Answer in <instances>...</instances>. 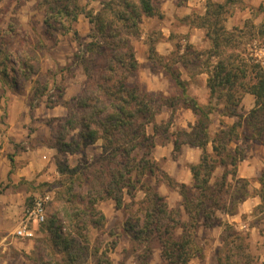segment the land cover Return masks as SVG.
Listing matches in <instances>:
<instances>
[{
	"label": "rangeland",
	"instance_id": "rangeland-1",
	"mask_svg": "<svg viewBox=\"0 0 264 264\" xmlns=\"http://www.w3.org/2000/svg\"><path fill=\"white\" fill-rule=\"evenodd\" d=\"M29 1L34 4V11L27 7ZM44 1L46 0H0V33L5 32L8 27L12 29V36L0 35V157L5 158L2 160L4 164H0V264H36L39 241L46 239V232L41 225L32 226L34 236L31 239L17 238L14 232L35 198L50 196V201L45 207L46 215L49 214L56 194L64 191L68 185L71 177L67 174L68 169H79L78 175L74 176V179L78 177L74 184L75 193L85 194L89 187L97 186L99 180H106L105 174L100 170L105 166L102 141L93 144L96 146L81 147L77 153L65 157H59L55 149H52V152L46 151L51 149L53 144L51 136L57 129V121L66 116L65 104L71 105L89 82L97 80L105 65V57L98 56L96 51L90 54L87 50L88 44L92 41L89 38L94 29L92 24L90 26L88 24L90 29L84 38L78 35L77 21L72 22L71 29L64 34L55 33L49 36L43 23L44 9L47 5ZM77 1L78 5L87 11L97 12L102 7L101 3L109 0ZM187 1L190 0H175L177 7L186 5ZM191 1L197 5V0ZM204 1L206 6V0ZM241 1L242 4L227 9V15L221 18L220 25L223 26V21L230 17H235L240 24L228 32L232 43L221 48L214 56L210 54L212 50L204 29L202 35H197L198 40L195 41L198 42L195 46L189 43V33H179L182 25L191 30L197 25L200 26L201 21L195 17H202L205 14L206 11L201 14L202 6L196 7L187 18L175 16L173 20L171 16L165 15V11L170 12L173 1L160 0L159 9L163 17L161 19L154 17L151 20L143 18L140 25L141 36L131 39L138 69L128 79L129 86L136 87L141 93L145 91L175 102L174 109L163 107L154 122L146 127V133L155 144L149 159L156 162L162 171L163 163L154 159L153 150L156 146L173 143L171 158L176 160L183 146L181 142L185 140L180 133L190 132L189 127L194 125L192 124L194 115L183 106L180 96L182 90L175 84L172 75L179 74L187 94L206 107L210 94L204 80L207 82L208 76L201 74L212 72L219 59L237 55L248 64L259 63L264 67V36L260 33L261 27L264 28V0ZM39 4L42 5L41 8ZM167 27L171 29L172 51L163 59L149 60V43L155 48L163 39V30ZM70 40L73 44L69 43ZM201 40L202 44L199 42ZM59 41H62L60 48ZM3 53L9 55L11 66L15 69L14 73L6 63L1 65ZM59 56L66 57L65 61L58 63ZM19 60L27 63L26 72L29 70L25 73L27 76H24ZM166 65H170L171 72L167 71ZM219 89L221 88L217 90ZM247 97L249 98L243 95L239 107L233 110L234 114L245 117L254 109V102ZM212 106L214 111L210 115V132L214 135L222 128L227 131L234 126L232 136L234 140L227 146V150L237 160L235 167L237 178L247 180V190L251 195L236 207V214L227 215L218 211L216 216L247 237L244 243L247 245L246 252L253 260L252 264H264V223L254 213L260 202L256 194L260 187L257 180L264 170V146L248 138L250 132L246 130L243 119H239L238 116L225 117L221 114L223 102L212 100ZM76 136V132H72L66 140L77 141ZM174 141L178 143L179 150L175 148ZM198 151L200 152L199 149ZM208 152H212L210 146ZM141 153L142 150H138L137 154ZM254 154L257 159L256 165H253L255 170L248 178H242L239 168ZM43 155H49L50 160H43ZM186 159H192V155L187 154ZM58 162L67 169L63 174L57 170ZM227 169L233 171L234 168L229 166ZM98 170L101 171V175L97 174ZM222 174L223 169L217 167L211 183L219 180ZM83 175L86 182L81 180ZM133 180L136 181L134 177ZM141 181L151 184L155 182L148 177ZM79 182L82 184L80 187L77 186ZM187 185L190 186L191 183ZM160 186L168 190L166 186L162 184ZM169 191V194L174 193L171 195L165 193L169 198L168 201L165 198L168 206L179 207L182 200L178 192L170 189ZM143 196L141 183H134L123 191L125 208L117 210L114 202L109 199L97 202L96 209L103 213L105 220L100 228L91 229L89 232V254L93 251L91 247L96 245L107 253L113 264H141L140 259L147 261L148 264L162 263L158 244H151L148 255L144 253L145 247L133 242L124 231L123 224L128 214L137 215V203ZM183 220L185 221L186 217H183ZM223 235L224 226L199 227L196 244L202 254L193 258L189 264H216V254L221 247ZM94 262V258H88L86 264Z\"/></svg>",
	"mask_w": 264,
	"mask_h": 264
},
{
	"label": "trees",
	"instance_id": "trees-1",
	"mask_svg": "<svg viewBox=\"0 0 264 264\" xmlns=\"http://www.w3.org/2000/svg\"><path fill=\"white\" fill-rule=\"evenodd\" d=\"M44 3L47 5L43 23L49 36L69 31L71 23L83 15L94 27L89 37L92 41L87 46L88 52L96 51L98 56L105 57V65L97 80L89 82L71 105L65 104L67 113L57 121V129L51 136V149H55L59 157H65L77 153L81 147L102 141L105 166L100 170L106 180H99L97 186L89 187L85 194L75 193L74 184L78 177L74 179V176L78 175L79 169L67 171L57 163L58 172L63 174L67 171L71 177L64 191L56 194L41 225L47 236L39 241L41 249L37 248L36 264H86L88 258H94V264H113L100 246H92V253H88L89 232L100 228L105 220L103 213L96 209L97 202L109 199L117 210L125 208L123 191L134 183H141L144 196L137 203V215L128 214L123 227L133 242L145 247L144 253L150 255L151 244H158L161 264H189L202 254L196 244L197 229L224 226L216 264H252L244 243L247 237L216 216L218 211L236 214V207L251 195L247 190V180L237 178V160L227 150L234 140V126L227 131L222 128L212 135L210 115L214 111L212 100L223 102L221 114L232 118L238 116L233 110L239 107L243 95L253 96L254 109L247 116L238 118L243 119L246 130L250 132L248 138L264 146V67L259 63L248 64L237 55L219 59L213 71L205 73L210 94L206 107L187 94L179 74L172 75L182 90L183 106L196 117L194 125L189 127L190 132L180 133L185 138L181 144L201 152L199 161L189 166L191 185L178 184L149 159L155 144L146 133V127L154 122L160 110L163 107L174 109L175 102L145 91L141 93L128 84V79L138 69L131 39L141 36L143 18L163 17L159 9L160 0H109L101 3L102 7L97 12L80 7L77 0H46ZM238 4L242 1L225 0L219 4L206 0L205 14L195 17L201 21L196 28L206 31L212 56L232 43L220 21L227 15V9ZM38 6L41 8L42 5ZM260 33L264 36L263 27ZM11 34L10 27L0 33L4 37ZM152 46L149 43L148 59H163ZM1 62L15 72L7 53H3ZM18 63L27 76V63L21 60ZM165 68L171 72L170 65ZM72 132H76L77 141L66 140ZM174 146L179 150L176 141ZM209 146L211 153L208 152ZM138 150H142L141 155L137 154ZM229 166L234 168L233 171L227 169ZM217 167L223 169V174L212 184V175ZM101 171L98 170L97 174L101 175ZM147 177L154 180V184L141 181ZM81 180L86 182L84 175ZM257 183L260 187L256 196L260 202L254 213L264 223V170ZM161 184L178 192L182 200L179 207L168 206L158 191ZM77 186H82L81 182ZM183 217H186L185 221ZM140 260L141 264H148Z\"/></svg>",
	"mask_w": 264,
	"mask_h": 264
},
{
	"label": "crops",
	"instance_id": "crops-1",
	"mask_svg": "<svg viewBox=\"0 0 264 264\" xmlns=\"http://www.w3.org/2000/svg\"><path fill=\"white\" fill-rule=\"evenodd\" d=\"M172 1H173V4L171 5L170 12L168 13L167 11H165V15L168 17L171 16V18L173 20H174L175 16L180 17L181 19L185 18V17L187 18L190 15V13L196 7L197 8H200V6L203 7L201 14H203L206 11L204 0H197L196 6L190 0L189 2L187 1V4L182 6V7H177L175 0H172ZM212 1L221 4L224 0H212ZM27 7L30 10L32 9L34 11V4L32 3V1L27 2ZM151 19L152 18H149V20H151ZM88 24H89V26L91 25L83 15L78 17V19H77V30L78 31L77 32H78L79 36H81L83 38L87 36V33L89 32V29H90V27H88ZM239 24H240V22L238 20H236L235 17H230L229 19H227L224 22V28L226 31L231 32ZM167 28L165 30H163L164 31L163 39L159 43H157L155 46V51L157 52V54L160 56H163V57L169 55L170 52L172 51V47H173L171 40H170V38H171V31L170 30L171 29L170 28L167 29ZM202 31H203V29H199V28H194L193 30H191L190 28L186 27L185 25L180 26V29H179V33H182V34L189 33V35H190L189 36V43L193 44L194 46L198 42V41H195L196 39L198 40V38H196L197 35L198 34L202 35L203 34ZM65 38H68V37H65ZM199 42L201 44L203 43L202 40ZM69 43L73 44L71 42V40L69 41ZM142 45H144V43H142ZM61 46H62V41H59L58 47L60 48ZM57 50H58V48H57ZM59 58L60 59H57L58 63H62V61L63 60L65 61V59H66V57H63V56H59ZM201 75H206V74H201ZM206 77H207V75H206ZM204 83H206V80H204ZM247 96H249V98L248 97L247 98L249 100H251V102H254L253 96H251V95H247ZM188 111L189 110H187V112ZM192 120H193L192 124H194V122L196 121L195 116H193ZM12 135H13V133H12ZM93 146H96V145H93ZM4 149L6 150V148H4ZM98 150L100 151V149H98ZM173 150H174L173 149V143L166 144V146H156V148L153 150V157L157 162L162 161L163 170H164L163 172H165V174L167 176H169L171 179H173L176 183L186 184V185L190 184L192 181V177H191V174L189 172L188 166H190L192 164H196L199 161L200 152L196 148L183 145L181 147V153L179 154L178 158L176 160H173L171 158V153L173 152ZM46 151L52 152L53 150L52 149H46ZM187 154L189 156L191 154L192 159L187 160L186 159ZM254 155L252 158L249 157L247 160H245L244 163L242 164V166L239 168V174L242 178H248L249 176L252 175V172H254L255 166H253V165H256V163H257L256 154H254ZM42 159L47 160V161L50 160L49 155H43ZM2 160H5V158L2 159L0 157V164L1 165L4 164L3 163L4 161H2ZM251 164L253 167L250 166ZM248 174H250V175H248ZM158 190H159L160 194L163 195L166 198V200L168 201L169 198H168L167 194H165V193L170 192L169 189L167 190L164 187L160 186L158 188ZM173 193H170V194L168 193V194L171 195Z\"/></svg>",
	"mask_w": 264,
	"mask_h": 264
},
{
	"label": "built area",
	"instance_id": "built-area-1",
	"mask_svg": "<svg viewBox=\"0 0 264 264\" xmlns=\"http://www.w3.org/2000/svg\"><path fill=\"white\" fill-rule=\"evenodd\" d=\"M50 201V196L35 198L30 208L25 212L24 217L20 220L14 236L20 239H31L34 236L32 226H40L44 223L46 217L45 207Z\"/></svg>",
	"mask_w": 264,
	"mask_h": 264
}]
</instances>
